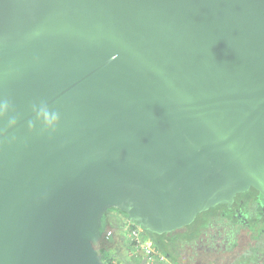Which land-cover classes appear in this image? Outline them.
Instances as JSON below:
<instances>
[{"label":"water","instance_id":"water-1","mask_svg":"<svg viewBox=\"0 0 264 264\" xmlns=\"http://www.w3.org/2000/svg\"><path fill=\"white\" fill-rule=\"evenodd\" d=\"M0 97V264H107L113 209L162 234L264 196V0H0Z\"/></svg>","mask_w":264,"mask_h":264},{"label":"flooded vegetation","instance_id":"flooded-vegetation-1","mask_svg":"<svg viewBox=\"0 0 264 264\" xmlns=\"http://www.w3.org/2000/svg\"><path fill=\"white\" fill-rule=\"evenodd\" d=\"M214 207H219L218 215L208 212L204 221L198 213L192 222L197 227L201 225V235L194 240L193 256L215 258L224 250L230 260L227 264H264V196L261 191L251 186L236 193L231 205L221 203ZM111 211L115 216L122 215L118 210ZM180 249L183 254L184 248ZM194 264L206 262L198 260Z\"/></svg>","mask_w":264,"mask_h":264},{"label":"trees","instance_id":"trees-1","mask_svg":"<svg viewBox=\"0 0 264 264\" xmlns=\"http://www.w3.org/2000/svg\"><path fill=\"white\" fill-rule=\"evenodd\" d=\"M218 209L219 207H214L209 211L202 212L199 214V218L201 220L207 221L206 213L212 212L213 214L218 215V213H220ZM122 215L127 216L123 212ZM122 215L119 214L115 216L112 214V211H110L103 218L101 249L103 253V260L107 264H123V260L116 250L118 239L123 241L122 243L125 244V247L135 246L134 242L130 240L127 230L123 226V219L121 218ZM108 229L113 230V236L111 239L105 238V233ZM146 232L148 234V237L154 241L157 248L165 254L168 259V263L170 264H194V261L198 260H203L206 262V264H227L230 262L224 250H220L219 255H217V257L215 258H208L206 256L201 259L197 256H193L194 240L199 238L201 235V225L200 227H197V224L195 222L185 225L181 228H177L171 232L162 234H158L148 230H146ZM180 248H184L183 254L180 253ZM144 262L145 261H143L141 257L136 256L135 264H145Z\"/></svg>","mask_w":264,"mask_h":264},{"label":"clouds","instance_id":"clouds-1","mask_svg":"<svg viewBox=\"0 0 264 264\" xmlns=\"http://www.w3.org/2000/svg\"><path fill=\"white\" fill-rule=\"evenodd\" d=\"M32 118L27 121V126L33 130L40 126L42 130L54 131L60 122V113L50 108L46 102L33 103L31 105ZM7 118V127L13 128L20 119L16 113L13 102L6 97H0V118Z\"/></svg>","mask_w":264,"mask_h":264},{"label":"built area","instance_id":"built-area-1","mask_svg":"<svg viewBox=\"0 0 264 264\" xmlns=\"http://www.w3.org/2000/svg\"><path fill=\"white\" fill-rule=\"evenodd\" d=\"M124 218L123 225L128 232L130 240L134 242L136 248L140 249L145 255V264H170L164 253H162L148 237L147 232L143 227L137 224L134 220L129 219L127 216L122 215ZM123 219V218H122ZM125 222V223H124ZM144 230H143V229ZM113 230L108 229L105 233L106 239H111Z\"/></svg>","mask_w":264,"mask_h":264},{"label":"crops","instance_id":"crops-1","mask_svg":"<svg viewBox=\"0 0 264 264\" xmlns=\"http://www.w3.org/2000/svg\"><path fill=\"white\" fill-rule=\"evenodd\" d=\"M121 218H123V220H124L125 217L122 216ZM118 241H119V239H118ZM126 250H127V258H126V260L122 261L123 264L124 263L125 264H135L136 256L141 257L142 260L145 261L146 258H145L144 253L140 249L136 248L135 246L134 247L126 246Z\"/></svg>","mask_w":264,"mask_h":264},{"label":"rangeland","instance_id":"rangeland-1","mask_svg":"<svg viewBox=\"0 0 264 264\" xmlns=\"http://www.w3.org/2000/svg\"><path fill=\"white\" fill-rule=\"evenodd\" d=\"M122 242L123 241H121L120 239H119V241H117L116 250H117V253L119 254V256L121 257V259L124 261L127 258V250H126L125 244Z\"/></svg>","mask_w":264,"mask_h":264}]
</instances>
